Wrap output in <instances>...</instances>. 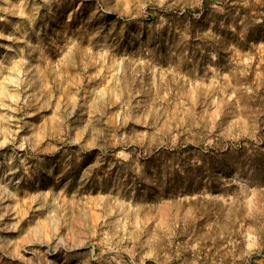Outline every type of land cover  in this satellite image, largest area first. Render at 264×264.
Returning <instances> with one entry per match:
<instances>
[{"label": "rangeland", "instance_id": "1", "mask_svg": "<svg viewBox=\"0 0 264 264\" xmlns=\"http://www.w3.org/2000/svg\"><path fill=\"white\" fill-rule=\"evenodd\" d=\"M0 264H264V0H0Z\"/></svg>", "mask_w": 264, "mask_h": 264}]
</instances>
